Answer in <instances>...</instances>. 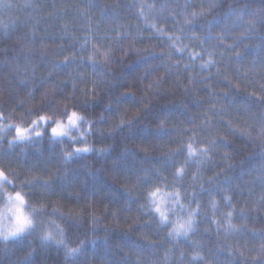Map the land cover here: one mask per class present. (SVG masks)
Segmentation results:
<instances>
[{
  "label": "clouds",
  "instance_id": "1",
  "mask_svg": "<svg viewBox=\"0 0 264 264\" xmlns=\"http://www.w3.org/2000/svg\"><path fill=\"white\" fill-rule=\"evenodd\" d=\"M150 3L82 0L73 34L64 0H0V264H156L157 245L223 224L225 190L248 206L236 231L214 222L228 264H264V0Z\"/></svg>",
  "mask_w": 264,
  "mask_h": 264
},
{
  "label": "snow or ice",
  "instance_id": "2",
  "mask_svg": "<svg viewBox=\"0 0 264 264\" xmlns=\"http://www.w3.org/2000/svg\"><path fill=\"white\" fill-rule=\"evenodd\" d=\"M142 7L146 8L145 15L147 17V14L150 13L151 11L150 0H142ZM152 27L159 30V27L155 24H153ZM169 37L171 38V34H169ZM174 45L178 48L180 46L179 43L177 42H174ZM214 63H215L214 57L211 54H209L207 61L202 62L201 67L206 68ZM76 119H78V116L75 112H73L72 117L70 118V122L74 124L76 122ZM0 131H3V129L0 128ZM51 131L53 134L57 136L63 135L65 132V126L62 123H57L56 126L51 129ZM27 132H28L27 129H24L20 126H16L17 136L23 138L27 135ZM36 135H40V133L37 132ZM187 147H188L190 154L197 153L196 147H194L192 144H189ZM202 151L206 153L208 149L205 147L202 149ZM179 171L183 172V169L181 168ZM0 175H3V174L0 173ZM225 192H226L225 199L229 201L230 208L225 212V220L223 224H221V222L218 219H216L215 216L213 217V221L218 225V227H223L225 229V232H232V231L237 230V226L233 224L232 222V217H234V215L236 214V211L238 210L241 213V215L244 216L245 219H247L248 206H247V203H245L244 206H240L237 203L233 202V197L230 194H227V190H225ZM170 195L171 193L164 192L160 188H156L155 191L151 192L152 203L155 205V211L159 213L162 223L168 220V209L165 207V205L168 203V200L166 199V197ZM15 199L23 203V197L19 193L16 194ZM215 206L216 205H213V207ZM14 207H16L17 223L21 227L29 224L30 221L23 214L22 209L19 208L18 206H14ZM254 207L257 210L264 209V192L260 193V195L257 198V201L254 203ZM199 212H200V206L199 204H197L195 208L193 209V212L190 213L189 217L186 220L176 221L172 229V233L175 234L174 238L176 240H179L180 235H185V236L190 235V233L193 231V215H198ZM252 231L255 232L256 229L253 227ZM172 233H170V235ZM260 239H261L260 245L258 246L257 250L254 253H252V258L254 261L264 260V231L260 232ZM193 244L195 245V251L192 254V261H199V262H202V264H210L209 260L204 255H202L200 251L199 242L193 240ZM236 251H238L240 256L242 257L248 255V253H246L243 250V248L236 249ZM170 252H171V249H168L164 252V258L166 262L169 259ZM180 255L181 257H183L184 252L181 251Z\"/></svg>",
  "mask_w": 264,
  "mask_h": 264
},
{
  "label": "trees",
  "instance_id": "3",
  "mask_svg": "<svg viewBox=\"0 0 264 264\" xmlns=\"http://www.w3.org/2000/svg\"><path fill=\"white\" fill-rule=\"evenodd\" d=\"M68 7V19L72 21L73 28L72 33H77L78 22L75 17L78 16L76 11V5L82 4V0H64ZM234 222H236L234 220ZM207 226L210 231L204 232L203 228ZM223 230L221 229V234ZM199 241L200 251L210 262V264H215L217 260L223 262V264H228V260L231 257V253L227 250L220 236L217 235L216 226L214 222H205L201 225V231L198 236L194 238ZM171 249L168 261H165L164 252ZM181 251L184 252L183 257H181ZM195 248L192 244L188 242H180L178 244H172L164 242L163 244L156 246L155 254L151 257L156 264H193L192 254ZM195 264H202V262L196 261Z\"/></svg>",
  "mask_w": 264,
  "mask_h": 264
}]
</instances>
